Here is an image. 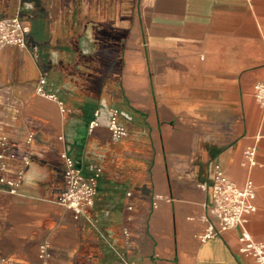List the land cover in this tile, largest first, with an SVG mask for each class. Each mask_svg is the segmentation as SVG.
Segmentation results:
<instances>
[{
  "label": "crops",
  "instance_id": "0c3cea01",
  "mask_svg": "<svg viewBox=\"0 0 264 264\" xmlns=\"http://www.w3.org/2000/svg\"><path fill=\"white\" fill-rule=\"evenodd\" d=\"M16 14L29 33L0 49V177L22 175L0 191V264H254L239 235L264 241V0H0ZM63 152L103 170L87 217L58 201ZM216 165L255 183L257 209L205 238Z\"/></svg>",
  "mask_w": 264,
  "mask_h": 264
},
{
  "label": "built area",
  "instance_id": "2783aa9c",
  "mask_svg": "<svg viewBox=\"0 0 264 264\" xmlns=\"http://www.w3.org/2000/svg\"><path fill=\"white\" fill-rule=\"evenodd\" d=\"M28 33V27L18 14L0 19V49L3 47L25 48ZM45 85L46 78L42 77L36 92L44 96L53 97V95L46 92ZM254 97L261 106H264V81L254 85ZM98 116L99 112L96 111L94 118L89 123L90 129L98 125ZM120 116L121 114L117 108H110V120L107 128L114 140H120L128 135V130L121 123ZM31 138L32 136H30L29 140ZM0 145L3 149L0 153L2 161L1 170H5L6 164L4 159L6 158V153H4V150L7 147L6 137L2 138ZM244 155L249 165H256L253 148H247ZM11 157H14V155H11ZM61 159L64 165V191L58 201L62 206L72 209L77 216L87 217L89 209L94 204V197L97 193V182L103 170L101 167H93L90 175H84L67 152L61 154ZM23 161L25 165H28V157H24ZM20 174L22 175V173ZM21 175H19L18 180H9L1 176L0 191L5 190L7 193L14 194ZM4 185L8 187L4 189ZM210 189L212 197L211 213L215 222L209 223L205 238L218 236L229 229L242 227L246 223L247 217L257 209V187L255 183L252 180H247L243 187H239L229 179L219 165L215 166L214 182L210 186ZM130 195L131 193L128 192L127 196ZM127 208L128 210H132V206H128ZM123 234L126 238L130 236L127 229L123 230ZM239 243V253L253 258L254 264H264V241H255L251 234L243 229L239 235ZM47 250L48 245L41 247L39 258L42 261L49 255ZM120 258L124 261L122 256Z\"/></svg>",
  "mask_w": 264,
  "mask_h": 264
},
{
  "label": "water",
  "instance_id": "95a60500",
  "mask_svg": "<svg viewBox=\"0 0 264 264\" xmlns=\"http://www.w3.org/2000/svg\"><path fill=\"white\" fill-rule=\"evenodd\" d=\"M110 110V109H109ZM108 110V121H107V126L109 124V120H110V111ZM75 165L77 166V168H81V164L77 161H75ZM92 168V167H91Z\"/></svg>",
  "mask_w": 264,
  "mask_h": 264
}]
</instances>
